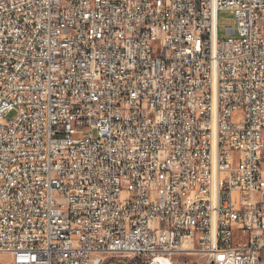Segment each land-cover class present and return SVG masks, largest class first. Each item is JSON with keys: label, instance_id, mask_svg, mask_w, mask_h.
<instances>
[{"label": "built area", "instance_id": "obj_1", "mask_svg": "<svg viewBox=\"0 0 264 264\" xmlns=\"http://www.w3.org/2000/svg\"><path fill=\"white\" fill-rule=\"evenodd\" d=\"M0 254L264 264V0H0Z\"/></svg>", "mask_w": 264, "mask_h": 264}, {"label": "rangeland", "instance_id": "obj_2", "mask_svg": "<svg viewBox=\"0 0 264 264\" xmlns=\"http://www.w3.org/2000/svg\"><path fill=\"white\" fill-rule=\"evenodd\" d=\"M219 24H220V37H227L228 34L226 32V26L233 25L232 15L229 11H221L219 14ZM10 255L0 254V262H8L11 261ZM149 256L141 255V256H134V255H113L108 256L106 259V264H150L149 263ZM196 259H200V257H184L176 256L175 261L176 264H188L190 262L195 261Z\"/></svg>", "mask_w": 264, "mask_h": 264}]
</instances>
